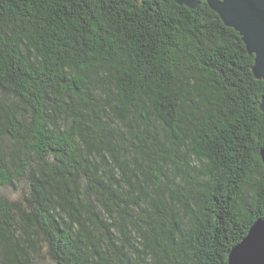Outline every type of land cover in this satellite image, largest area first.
I'll return each instance as SVG.
<instances>
[{"label":"trees","instance_id":"trees-1","mask_svg":"<svg viewBox=\"0 0 264 264\" xmlns=\"http://www.w3.org/2000/svg\"><path fill=\"white\" fill-rule=\"evenodd\" d=\"M252 65L206 2L0 0V264H227L264 221Z\"/></svg>","mask_w":264,"mask_h":264},{"label":"water","instance_id":"water-1","mask_svg":"<svg viewBox=\"0 0 264 264\" xmlns=\"http://www.w3.org/2000/svg\"><path fill=\"white\" fill-rule=\"evenodd\" d=\"M176 4L196 8L206 2L223 24L237 32L249 56H253L252 74L256 80L264 81V73L257 71L256 61H264V0H173ZM264 114V97L259 103ZM264 182V150H260ZM227 264H264V221L257 219L246 236L231 248Z\"/></svg>","mask_w":264,"mask_h":264},{"label":"snow or ice","instance_id":"snow-or-ice-1","mask_svg":"<svg viewBox=\"0 0 264 264\" xmlns=\"http://www.w3.org/2000/svg\"><path fill=\"white\" fill-rule=\"evenodd\" d=\"M257 71L264 73V61L261 60V57L259 56V58L256 61V67ZM261 77H264V75H261Z\"/></svg>","mask_w":264,"mask_h":264},{"label":"rangeland","instance_id":"rangeland-1","mask_svg":"<svg viewBox=\"0 0 264 264\" xmlns=\"http://www.w3.org/2000/svg\"><path fill=\"white\" fill-rule=\"evenodd\" d=\"M3 194L4 195H7V196H9L11 198L16 197V192L12 188H6V189H4L3 190ZM44 264H49V263H44Z\"/></svg>","mask_w":264,"mask_h":264}]
</instances>
